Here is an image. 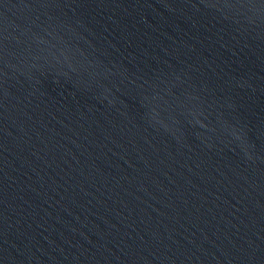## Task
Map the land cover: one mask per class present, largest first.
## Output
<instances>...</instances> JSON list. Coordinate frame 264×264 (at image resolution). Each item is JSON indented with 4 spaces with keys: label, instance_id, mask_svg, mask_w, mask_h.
<instances>
[{
    "label": "water",
    "instance_id": "95a60500",
    "mask_svg": "<svg viewBox=\"0 0 264 264\" xmlns=\"http://www.w3.org/2000/svg\"><path fill=\"white\" fill-rule=\"evenodd\" d=\"M0 264H264V0H0Z\"/></svg>",
    "mask_w": 264,
    "mask_h": 264
}]
</instances>
